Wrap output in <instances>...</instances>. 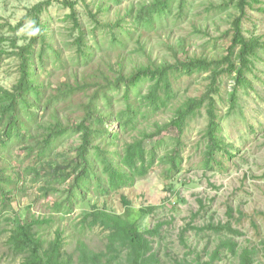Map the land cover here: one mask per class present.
<instances>
[{
    "label": "rangeland",
    "instance_id": "rangeland-1",
    "mask_svg": "<svg viewBox=\"0 0 264 264\" xmlns=\"http://www.w3.org/2000/svg\"><path fill=\"white\" fill-rule=\"evenodd\" d=\"M145 1L151 0H86L90 6L84 0H0V49L3 50L0 54V86L13 90L20 79L22 48L30 43L34 57L28 59V64L36 66L37 79L45 83V91L37 101V108L44 110V107H49L46 100L52 98L54 110L64 118V123L65 118H81L83 110L79 109V103L87 99H82L81 94L58 97L53 94L63 78L72 77V71L77 70L80 76L90 78L99 69L109 70L110 65L115 67L120 56L127 57L129 65L132 62L130 57L146 61L145 56L136 51L138 38L147 44L153 58L173 59L172 52L164 44L167 38L165 30L169 26L166 18L149 26L137 24L136 13L130 16L128 8ZM188 1L182 16L170 23L172 39L186 37V51L192 56L223 55L232 37V34H228L231 22L240 14L236 2ZM69 2H75L73 8L82 29L86 31L87 41L93 44V59L88 64L73 61L78 55L74 40L79 30L73 21V9ZM100 4L106 7V12L100 14L103 21L115 19L117 13H127L126 23L130 28L127 30H132L135 35L126 33L128 36L125 37L120 33L119 38L125 44L120 39L114 42L108 28L97 26L93 29L90 10L98 13L97 6ZM221 4L225 6L221 7ZM36 25L38 29H35ZM242 29L247 37H258L264 42V0H248ZM39 30L46 42H52L50 47L44 44L40 36L34 39ZM94 42H98L99 46ZM52 49L60 52L59 59ZM40 54L42 59L39 58ZM254 61L252 71L246 75L249 84L238 87L236 107L231 106L229 96L235 85L231 76L221 80L220 94L214 96L217 112L221 116V136L227 144V151L215 156L219 163L212 161V168L205 166V131L208 124L205 105L203 114L187 127L181 143L163 134L146 141L147 152L157 145L159 156L146 174L137 173L133 183L108 196L89 194L94 199L92 205L98 204L110 213L125 216L129 208L137 219H140L143 207H154L141 222L142 233L153 241V251L157 256L151 264H239L238 253L244 247L255 248L254 264H264V47L258 49ZM207 75L201 72L176 79L174 87L179 94L178 99L201 95L208 83ZM94 88L91 86L88 90L92 92ZM145 88L146 84L143 90ZM123 92V87L112 90L115 98L110 108L118 111L125 107L126 100L121 99ZM132 97L135 99L136 93ZM28 99L35 102L38 97L29 94ZM100 101L103 105V100ZM19 107L23 109L20 104ZM54 115L47 112L43 122H53ZM172 115L173 109L167 108L141 120L140 124L150 127L155 122H166ZM103 125L120 133L121 145L132 141L138 134L132 128L124 129L117 119ZM33 126L29 124L28 129ZM80 140L79 135L67 133L52 140L42 156L38 155V149L31 152L30 142L36 144L32 136L15 138L7 148H0V174L4 172L7 175L10 186L3 181L0 184L13 190L11 201L7 203L0 195V264H22L23 258L13 254L7 241L8 230L16 227V218L26 222L34 217L49 220L34 227L38 237L46 242L56 236L57 228H61L65 238L64 251L74 254L75 260L79 240L85 241L92 252L111 251L108 248V230L80 223L81 218L91 210L90 206H76L71 213L66 212L65 208L58 211L53 207L55 201L66 194L57 189H43L48 186L63 190L65 185L53 177L54 163L61 162L63 156L75 153ZM175 145H179L180 158L175 171L167 174V152ZM135 154L142 156L140 145L136 147ZM35 167L40 168L38 176L33 172ZM15 183L19 185H12ZM123 195L130 201V207L123 202ZM230 208L233 209V217L228 215ZM150 229L152 233L148 232ZM230 238L238 244L237 253L224 246L219 257L213 261V251ZM117 244V254L125 258L127 249Z\"/></svg>",
    "mask_w": 264,
    "mask_h": 264
},
{
    "label": "trees",
    "instance_id": "trees-1",
    "mask_svg": "<svg viewBox=\"0 0 264 264\" xmlns=\"http://www.w3.org/2000/svg\"><path fill=\"white\" fill-rule=\"evenodd\" d=\"M234 1L240 14L231 22V31H228V34H232V37L225 53L214 57L189 55L186 51V37L181 36L177 40L172 39L173 31L170 23L182 16L185 7L189 4L188 0H151L128 8L129 13H131L130 16L136 13L135 21L137 24L145 23L154 26V23L156 24L157 21L166 18V23L169 26L165 30L167 38L164 44L172 52L173 59L157 60L153 58L147 44L138 38L136 51L141 52V56H145L146 61L134 60L133 57H130L132 62L129 65L127 57L120 56L115 67L110 65L109 70L99 69L98 73L90 76V78L80 76L77 70L72 71V77L63 78L64 80L54 90L53 94L56 97L81 94L82 99L87 100H82L79 103V109L83 110V116L74 120L65 118V123L63 122L64 118L55 112L52 98L46 100L49 107H44V110L37 108L39 104L37 101L45 91V83L37 79L36 66L32 67L28 64V59L34 57L30 50L32 45L29 43L27 46H23L19 81L10 91L0 86V148H7L15 138L32 136L35 137L36 144L30 142L31 152L38 149V155L42 156L46 148L51 145L52 140L65 136L67 133L79 135L81 140L75 149V153L70 156H63L61 162L54 163L53 177L56 181H61L65 187L62 188L63 190L48 188V186L43 187V189L46 191L57 189L66 194L64 198L55 201L53 207L58 211L65 208L66 212L71 213L76 206H90L91 210L81 218L80 223L90 227L101 226L108 230V248L111 251L108 253L92 252L85 241L79 240L75 250L77 254V260H75L74 254L64 251L65 238L61 228H57L56 236L50 242H46L38 237L34 227L36 224L45 223L49 220L34 217L30 222H26L16 218V227L8 230L7 241L13 254L23 258L22 264H151L156 259L157 256L152 246L153 241L146 237L141 230V222L154 207H143L140 219H137L129 208L126 209L127 216H125L110 213L98 204L92 205L94 199L89 194L108 196L112 192L133 183L137 178V173L138 175L146 174L159 159L157 145L152 146L151 152H147L146 141L163 134L171 136L178 143H181L187 127L203 114L202 109L205 105L207 106L206 115L208 117L205 131L207 142L205 166L212 168V161L219 163L215 156L220 152L227 151V144L221 136V116L217 112L214 96L220 94L221 80L231 76L235 85L229 96L231 106L236 107L238 105V87L249 84L246 75L253 69L254 57L257 55L258 49L264 47V42L260 38L247 37L243 32L242 22L246 14L248 0H231V2ZM84 2L90 6L86 0ZM74 4L75 2H69L73 9V21L79 31L74 40L78 55L73 61L88 64L93 59V44L87 41L86 31L82 29L80 19L73 8ZM224 6L221 4V7ZM97 7L98 13L90 10L93 17L91 19L93 29L97 26L108 28V31L112 33L114 42L120 39L122 44L125 42L119 38L120 33H123L125 37L128 36L126 33L131 36L135 35L132 30H127L130 29L127 28L126 23L127 13L125 15L117 13L118 16L115 19L103 21L100 14L106 12V7L104 8V4ZM176 9L177 11H175ZM193 25L197 30L195 23ZM35 29H38L37 25ZM40 34H42L41 30L37 32L38 36H35L34 39L40 36L44 44H49L50 47L52 42H46L44 36ZM96 46H99L98 42ZM1 49L0 54L3 52ZM52 50L59 59L60 52L55 49ZM39 58L42 59L43 56L40 54ZM201 72L208 74L206 77L208 83L204 92L201 95H190L178 99L179 94L175 90L174 81L184 75L200 74ZM145 84L146 88L143 90ZM91 86H95L92 92L88 90ZM122 87L124 92L121 99L126 100V105L117 111L110 108L113 106L115 98L112 90ZM133 93H136L135 99L132 97ZM29 94L37 96L38 100L35 102L29 100ZM100 99L103 100V105ZM19 104L22 105L23 109L19 107ZM167 108L173 109V115L166 122H155L150 127L140 124L141 120H145L152 114ZM47 112L55 113L54 121L49 124L43 122ZM23 113H27V115L24 116ZM114 119L119 120L124 129L132 128L138 133L137 136L132 141H127L121 145L120 133L113 132L103 125L105 122ZM29 124L34 126L28 129ZM41 136L42 138H38ZM4 137L8 138L5 139ZM138 145L143 151L141 157H137L135 154ZM177 146L179 145H175L173 149L167 152V174L175 171L177 167L176 163L180 158ZM27 149H29L28 143ZM33 172L38 176L40 168L35 167ZM2 181L10 186L9 178L4 172L0 174V183ZM10 181H12L11 178ZM12 193L11 188L7 189L0 184V195L4 198V203L11 201ZM122 200L127 207H130V201L126 196L123 195ZM228 215L233 217L232 208L228 211ZM208 227L216 228L213 225ZM220 228L223 229V226ZM148 232L152 233V230L150 229ZM117 243L120 244V247L127 249L125 258L120 257L119 253L117 254L118 247H115L118 245ZM224 246L230 248L232 253H237L238 244L230 238L213 251L211 255L213 261L219 257ZM255 254V248L244 247L238 253L239 264H254Z\"/></svg>",
    "mask_w": 264,
    "mask_h": 264
}]
</instances>
